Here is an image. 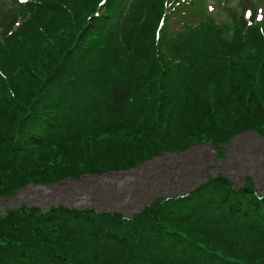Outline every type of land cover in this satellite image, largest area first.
I'll return each instance as SVG.
<instances>
[{
    "label": "trees",
    "instance_id": "16d2710c",
    "mask_svg": "<svg viewBox=\"0 0 264 264\" xmlns=\"http://www.w3.org/2000/svg\"><path fill=\"white\" fill-rule=\"evenodd\" d=\"M231 2L0 0V198L264 139V0ZM0 264H264V199L217 174L130 218L21 206Z\"/></svg>",
    "mask_w": 264,
    "mask_h": 264
},
{
    "label": "rangeland",
    "instance_id": "374dc122",
    "mask_svg": "<svg viewBox=\"0 0 264 264\" xmlns=\"http://www.w3.org/2000/svg\"><path fill=\"white\" fill-rule=\"evenodd\" d=\"M221 1L204 0V4L217 6ZM225 148L224 161H217L209 145H203L178 156L153 159L130 172L84 176L50 187L29 186L14 197L0 198V215L21 206L47 210L63 205L130 217L154 199L185 194L218 173L225 174L236 187L244 177H251L264 194V140L245 133Z\"/></svg>",
    "mask_w": 264,
    "mask_h": 264
},
{
    "label": "snow or ice",
    "instance_id": "6c2138e0",
    "mask_svg": "<svg viewBox=\"0 0 264 264\" xmlns=\"http://www.w3.org/2000/svg\"><path fill=\"white\" fill-rule=\"evenodd\" d=\"M22 2H24V0H22ZM101 4H103L105 2V0H100ZM211 10V9H209ZM245 15H251V13H246Z\"/></svg>",
    "mask_w": 264,
    "mask_h": 264
}]
</instances>
